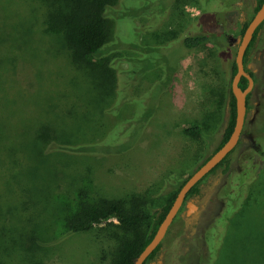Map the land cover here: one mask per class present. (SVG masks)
Here are the masks:
<instances>
[{
  "label": "rangeland",
  "instance_id": "374dc122",
  "mask_svg": "<svg viewBox=\"0 0 264 264\" xmlns=\"http://www.w3.org/2000/svg\"><path fill=\"white\" fill-rule=\"evenodd\" d=\"M199 3L207 10L200 11V33H222L225 48L206 43L174 66L178 46L155 43L198 31ZM127 4L139 13L122 14L107 53L128 59L117 65L124 71L118 81L132 88L125 95L120 87L113 106L109 81L74 64L61 35L46 32L45 0H0V264H108L126 236L113 225L47 244L65 232V216L82 202L106 198L154 210L166 197L163 184L175 189L221 139L230 83L225 62L256 0ZM108 28L110 38L111 21ZM252 53V67L262 69L264 23ZM252 101L258 105L227 172L221 164L201 181L191 200L197 208L188 216L186 207L179 210L145 264H264V137L254 140L264 135V99ZM192 126L198 135L185 133ZM50 144L60 150L48 153Z\"/></svg>",
  "mask_w": 264,
  "mask_h": 264
},
{
  "label": "trees",
  "instance_id": "16d2710c",
  "mask_svg": "<svg viewBox=\"0 0 264 264\" xmlns=\"http://www.w3.org/2000/svg\"><path fill=\"white\" fill-rule=\"evenodd\" d=\"M45 1L47 3V10L45 14L47 26L46 32L58 33L61 35L66 48L70 52V59L74 64L87 66L90 69L96 71L97 74H100L102 80L105 81V83L109 81L111 94L109 95L110 97L108 99V103L109 105L112 103L113 106H116L121 101L118 100L120 94H117V90L122 87L125 95H127L130 91L129 89L132 88V85L127 84V82L122 83L123 86H121L122 84L118 81V75L122 74L124 71L121 69V67L119 69L117 65L120 62L124 63L128 59H122L117 55L118 53L116 51H112L109 54L107 51L110 48L109 46L116 45L115 43L111 44V39L113 37H115L116 42L118 41V19L122 16V14L130 13L134 14L133 16L136 17L139 12H137L135 8H128L129 6H133V4H127V0ZM261 1L262 0H256L254 12L258 9ZM202 9L203 7L200 5V11H202ZM206 11L207 10L202 12L205 13ZM155 13L156 11L151 10L150 14L155 15ZM109 21H111L113 25V31L110 38L108 28ZM246 23H243L240 33L243 32ZM262 24L263 23H261L256 28L253 37L245 50L243 55V63L245 62L246 54L249 48L252 47ZM202 31L203 32L198 34L197 29L194 31L191 28H188L187 32L177 34L176 36L178 37L173 38L174 40L171 41V38L168 37L162 38L159 40V42H156L155 45L164 44L167 46L168 44H172L178 46V48L176 47L178 53L175 63L173 64L174 66L177 65V62L182 55L193 51L199 46L202 47L206 43H211L214 45L219 41L222 43L223 49L225 48L224 45L226 44L222 33L213 32L209 27ZM152 36L157 37L155 33H152ZM172 36L175 37V35ZM135 49L136 46L126 48L128 52H133ZM229 59L230 58L226 59L225 64L229 70L230 80L231 76L235 73V65L233 59ZM173 72L174 71L171 70V74H174ZM170 81L171 80H169V82ZM247 83V79L245 77H241L238 87L240 89H244ZM248 96H246V100L248 99ZM226 98L228 117L221 139L213 152L216 151L226 141L233 127L234 99L230 92L229 85L227 87ZM184 131L189 135L199 134V129L194 126L185 128ZM58 150H60L59 147L53 144H50L47 148L48 153H55L58 152ZM232 152L230 154H232ZM230 154L224 158L215 168H213L208 175L214 174L221 164L225 165L221 172H227L229 164L228 157ZM209 156H207L202 161V163ZM193 172L188 173L186 178L177 182V187L172 191L166 185L169 184L168 182L163 184L165 187L163 188L162 193H165L166 197H163L162 204L150 212L143 210L142 206L138 204L131 208H126L121 200L114 199L99 198L94 201L80 203L72 212L65 216V232L61 233L55 238H51L47 245H54L55 242H58L59 238V240H61L62 238H65L71 234L87 232L95 225H113L115 228L125 233L126 236L120 237L118 240L109 258L108 264H133V261L137 255L142 251V249L147 245L154 235L157 226L169 209L177 190ZM201 181L188 191L185 200L192 198L197 194L198 186ZM27 189L28 188L26 187L21 191L28 192ZM25 202L26 207L29 206L32 208L31 204L33 202L31 200ZM211 216L212 215L208 217ZM160 245H158V247L149 255L143 264L155 258Z\"/></svg>",
  "mask_w": 264,
  "mask_h": 264
},
{
  "label": "water",
  "instance_id": "95a60500",
  "mask_svg": "<svg viewBox=\"0 0 264 264\" xmlns=\"http://www.w3.org/2000/svg\"><path fill=\"white\" fill-rule=\"evenodd\" d=\"M263 22L264 0L261 1L258 9L247 21L240 38L237 39V46L233 56L235 73L231 76L229 83V89L234 99V118L233 127L228 138L193 173H191V175L179 187L169 209L157 226L154 235L147 245L142 249V251L137 255L133 261V264H143L149 255L158 247V245L161 244L179 210L182 208L188 191L193 186L198 184L204 177H206L210 171L215 168L224 158H226L238 144L245 120V96L252 87V79L244 70L243 55L253 37L256 28ZM241 77H245L248 81V84L244 89H240L238 87ZM185 207L186 216L190 215L197 208V206L191 201L186 202Z\"/></svg>",
  "mask_w": 264,
  "mask_h": 264
},
{
  "label": "flooded vegetation",
  "instance_id": "af4514ba",
  "mask_svg": "<svg viewBox=\"0 0 264 264\" xmlns=\"http://www.w3.org/2000/svg\"><path fill=\"white\" fill-rule=\"evenodd\" d=\"M198 11H199V16H198V34H200V3L198 4ZM264 23V22H263ZM183 32H185L184 30H182V33ZM178 36H175V37H171V41L172 40H174L173 38H177ZM256 39H257V37H256ZM255 39V40H256ZM254 47H255V41H254V43H253V45H252V47L251 48H249V50H248V52H247V54H246V59H245V62L243 63V65H244V70H245V72L251 77V79H252V87H251V89H250V91H248V93L246 94V96H248V99L246 100L245 99V105H246V111H245V120H244V125H243V128H244V126H245V124H246V122H247V115H248V113L251 111V109H252V107L254 106V105H258V101H252L251 102V99L253 98V97H255V95H257V97H258V99H264V66L262 65V69H256V68H254V67H252V63H251V60L253 59V53H252V51H253V49H254ZM197 49H199V51H200V46L199 47H197ZM184 55H182L181 57H180V59L178 60V61H180L181 59H182V57H183ZM248 84V83H247ZM247 86V85H246ZM256 92V93H255ZM246 96H245V98H246ZM262 109L264 110V105H263V107H262ZM251 126H248V129L251 131ZM199 129V128H198ZM200 129H201V127H200ZM242 131H243V129H242ZM200 132H201V130H200ZM241 135H242V132H241ZM264 137V135H260V134H257V135H255V137H254V140H256V137ZM258 137V138H259ZM246 139V138H245ZM242 140H244L243 139V137L242 136H240V139H239V141H238V144H239V142L240 141H242ZM237 144V145H238ZM237 145H236V147H237ZM236 147H235V149H236ZM234 149V150H235ZM233 150V151H234ZM259 170V169H258ZM257 170V171H258ZM191 200H193L192 198H189V199H187V200H185L184 201V203H183V205H182V208L183 207H185V203L186 202H188V201H191ZM181 210V209H180ZM186 215V214H185Z\"/></svg>",
  "mask_w": 264,
  "mask_h": 264
}]
</instances>
